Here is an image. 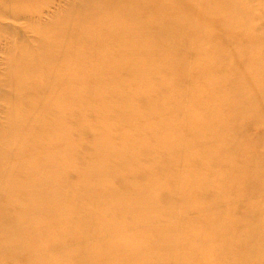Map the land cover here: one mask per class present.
Here are the masks:
<instances>
[{
	"label": "bare ground",
	"instance_id": "1",
	"mask_svg": "<svg viewBox=\"0 0 264 264\" xmlns=\"http://www.w3.org/2000/svg\"><path fill=\"white\" fill-rule=\"evenodd\" d=\"M0 1V264H264V0Z\"/></svg>",
	"mask_w": 264,
	"mask_h": 264
},
{
	"label": "rangeland",
	"instance_id": "2",
	"mask_svg": "<svg viewBox=\"0 0 264 264\" xmlns=\"http://www.w3.org/2000/svg\"><path fill=\"white\" fill-rule=\"evenodd\" d=\"M45 0H38L37 3H44ZM57 4V3H55ZM19 8H27V9H24L21 11L22 14L24 13H28V11L30 13H33L32 10L30 8H28L26 5H22V4H17V3H14V2H10V1H5V2H2L0 1V10H12V11H19L18 9ZM47 18V17H46ZM47 19H50V17H48ZM42 20V19H40ZM4 23L6 25H8V27L10 28H15V26L17 25L18 27H20V34H17L14 38V40H12V43H7V42H2L0 41V49L3 50L4 52H7L8 54V57L5 58L3 57L2 54H0V73L2 71H4L6 68L8 70V74H7V77L8 79L12 80L14 79V81L17 83V84H28L30 85L31 87L35 86V83H36V80L37 78H39L40 76V73L44 72L45 68H42L38 71V70H34V73L31 75V76H25V75H15L13 74V71H16L19 67L21 68L20 69V72H23L25 70H29L30 69V66H27L25 68V65L22 66V63H20L21 61H17L16 59L20 56V54H23V52H21L18 48L20 40L22 39H29L30 41H33V40H37L38 38H41V37H46L48 36L49 32L47 31L46 33H42L34 28H28V26H26V24H24V22H15V21H12V20H4ZM236 23H238V21H236ZM14 25V26H13ZM214 32H209L208 33V36L209 37H214ZM14 37V36H13ZM31 45H34V43H31ZM27 51V48L25 50V52ZM29 53L35 57H37L38 59H40V52L35 49V47H32L30 50H29ZM44 65L47 64L48 66V70H51V69H58L60 66H59V60L58 59H55L54 61L53 60H47L46 63L43 62V59L40 60ZM20 63V64H19ZM15 75V76H14ZM6 76V75H5ZM147 77H145L146 79ZM6 78L4 77V80ZM0 81L2 82V77L0 78ZM26 81V82H25ZM32 93L29 92L28 90L25 91L22 95V97L24 98H27V99H32ZM58 99V98H57ZM60 99V98H59ZM136 104V103H135ZM132 111L133 112H138V111H141L139 110V107L138 106H134L132 108ZM47 115H44L43 117H45ZM91 119V117H85L83 120H74V125L76 126V136H80L81 135V131H82V128L84 126V122L86 121V123L90 122L89 120ZM66 121H69V120H66ZM83 121V122H82ZM197 126V125H196ZM126 131L127 133H133V132H136L137 129H133V128H129V127H125V129L123 130V132ZM120 133L119 131L115 132V131H111L109 133V135L113 138H115L116 136H118L117 134ZM77 138V137H76ZM17 145H20V141H16L15 142ZM89 143V142H87ZM23 144V143H22ZM222 174H229L230 172L228 170H225V171H222L221 172ZM110 178H112L110 176ZM121 178L122 177H119L118 179L121 181ZM161 193H163V190L159 193V195H161ZM231 207V208H230ZM229 208L231 209V215L232 217L235 219L236 222L240 221L244 216V210L242 209V205L241 203H236V204H232L229 206ZM219 209V208H217ZM156 224L155 222L152 220L149 222V227L150 228H155ZM112 249V248H111Z\"/></svg>",
	"mask_w": 264,
	"mask_h": 264
}]
</instances>
